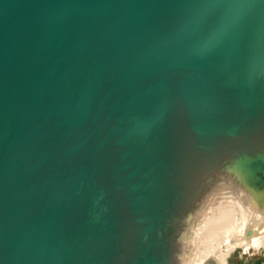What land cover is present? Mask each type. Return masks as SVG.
<instances>
[{
  "label": "water",
  "instance_id": "1",
  "mask_svg": "<svg viewBox=\"0 0 264 264\" xmlns=\"http://www.w3.org/2000/svg\"><path fill=\"white\" fill-rule=\"evenodd\" d=\"M225 195L258 236L264 0H0V264H217Z\"/></svg>",
  "mask_w": 264,
  "mask_h": 264
},
{
  "label": "bare ground",
  "instance_id": "2",
  "mask_svg": "<svg viewBox=\"0 0 264 264\" xmlns=\"http://www.w3.org/2000/svg\"><path fill=\"white\" fill-rule=\"evenodd\" d=\"M238 202L231 195H225L209 205L200 223L190 231L188 240L191 248L186 255V261L194 263L198 258L213 256L217 264H227L229 252L238 245L247 246L246 241H249L248 245L256 248L264 246V228L258 236H253L250 240L244 238L246 228L261 219L262 215L245 212ZM224 243L227 244L226 249L222 247Z\"/></svg>",
  "mask_w": 264,
  "mask_h": 264
},
{
  "label": "flooded vegetation",
  "instance_id": "3",
  "mask_svg": "<svg viewBox=\"0 0 264 264\" xmlns=\"http://www.w3.org/2000/svg\"><path fill=\"white\" fill-rule=\"evenodd\" d=\"M247 252L245 258L240 259L236 256H230L228 259V264H264V248L258 247L257 250L252 251V253ZM227 263V260H226Z\"/></svg>",
  "mask_w": 264,
  "mask_h": 264
},
{
  "label": "rangeland",
  "instance_id": "4",
  "mask_svg": "<svg viewBox=\"0 0 264 264\" xmlns=\"http://www.w3.org/2000/svg\"><path fill=\"white\" fill-rule=\"evenodd\" d=\"M248 243H249V241H246V245L247 246H245L244 248H247V247H249V246H251V247H254V246H252V245H248ZM223 246V248L224 249H226L227 248V244L226 243H224V244H222ZM259 247H263V246H259ZM258 248V247H257ZM257 248L255 247L254 249H250L249 251H243V250H241L240 248H235V250H232L231 252H229V255L227 256V264H228V259L230 258V256H236L237 255V257L239 258V260L240 259H242V261H243V259L245 258V254L247 253V252H249V253H252V251H254V250H257ZM225 251V250H224ZM248 253V254H249Z\"/></svg>",
  "mask_w": 264,
  "mask_h": 264
}]
</instances>
